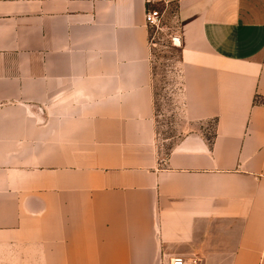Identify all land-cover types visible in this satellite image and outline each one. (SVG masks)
I'll use <instances>...</instances> for the list:
<instances>
[{"label":"crops","instance_id":"crops-1","mask_svg":"<svg viewBox=\"0 0 264 264\" xmlns=\"http://www.w3.org/2000/svg\"><path fill=\"white\" fill-rule=\"evenodd\" d=\"M169 3L163 153L144 14ZM174 257L264 264V0H0V264Z\"/></svg>","mask_w":264,"mask_h":264},{"label":"rangeland","instance_id":"rangeland-1","mask_svg":"<svg viewBox=\"0 0 264 264\" xmlns=\"http://www.w3.org/2000/svg\"><path fill=\"white\" fill-rule=\"evenodd\" d=\"M163 14L158 31L150 30L157 137L162 152L183 134L181 107L180 46L177 36V8L173 3L151 6Z\"/></svg>","mask_w":264,"mask_h":264},{"label":"built area","instance_id":"built-area-1","mask_svg":"<svg viewBox=\"0 0 264 264\" xmlns=\"http://www.w3.org/2000/svg\"><path fill=\"white\" fill-rule=\"evenodd\" d=\"M144 19L147 27L150 30L158 31L161 29L163 24V14L153 7H146ZM149 43L152 44V38L150 37L149 33ZM169 264H185V261L182 259V257H174L170 260Z\"/></svg>","mask_w":264,"mask_h":264}]
</instances>
